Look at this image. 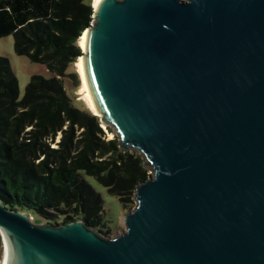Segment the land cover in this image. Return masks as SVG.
I'll return each instance as SVG.
<instances>
[{"label": "water", "instance_id": "water-1", "mask_svg": "<svg viewBox=\"0 0 264 264\" xmlns=\"http://www.w3.org/2000/svg\"><path fill=\"white\" fill-rule=\"evenodd\" d=\"M93 6L95 116L152 172L115 238L0 199L7 264H264V0Z\"/></svg>", "mask_w": 264, "mask_h": 264}, {"label": "trees", "instance_id": "trees-1", "mask_svg": "<svg viewBox=\"0 0 264 264\" xmlns=\"http://www.w3.org/2000/svg\"><path fill=\"white\" fill-rule=\"evenodd\" d=\"M92 17V4L84 0H0V39L13 35L16 53L53 75L33 76L21 99L10 60L0 56V199L35 221L82 220L105 236L111 229L104 201L84 175L127 209L136 204V190L151 170L139 152L123 151L117 140L103 141L100 119L77 107L65 87L64 78H76L68 72L83 55L80 38ZM59 134L54 149L49 141ZM2 254L0 234V259Z\"/></svg>", "mask_w": 264, "mask_h": 264}, {"label": "rangeland", "instance_id": "rangeland-1", "mask_svg": "<svg viewBox=\"0 0 264 264\" xmlns=\"http://www.w3.org/2000/svg\"><path fill=\"white\" fill-rule=\"evenodd\" d=\"M84 2L86 4L89 3L93 4V0H84ZM0 56L6 57L10 60L13 72L19 80L21 99L25 96L26 88L33 76H42L45 78H51L53 76L45 65L33 63L28 57L19 56L16 53L15 38L13 35L0 39ZM76 63L74 64V66H72V68L69 69L68 72L69 74H75L76 78H69V77L64 78L65 87L68 90L69 96L73 99L77 107L84 108L94 115V113L89 109L88 105L86 104V101L83 99V96L81 95L82 78L78 72V69L76 68ZM77 83L80 84V86L78 89H75L74 84L76 85ZM99 119L101 122V127L104 131V134L102 135V140L105 142L117 140L120 143V137L117 130L111 125H105V123L101 121V118ZM81 133L82 130H78L77 136H80ZM61 137L62 135L59 134L55 139V141L53 140L49 141L52 148L54 149L59 148ZM151 172L152 171H150V175ZM84 178L99 194H101L102 199L104 201V209L106 213L105 219L107 225H109L111 229L109 230V232L106 233L105 237L115 238L124 234L127 230L125 217L128 213H131L132 211L135 210L136 204L131 208L125 209L123 204L120 202V200L117 197L111 195L109 191L105 187H103L100 183H98V181L95 178L90 177L88 175H84ZM60 223H62V221ZM2 259H3V254L0 259V264L2 262Z\"/></svg>", "mask_w": 264, "mask_h": 264}, {"label": "bare ground", "instance_id": "bare-ground-1", "mask_svg": "<svg viewBox=\"0 0 264 264\" xmlns=\"http://www.w3.org/2000/svg\"><path fill=\"white\" fill-rule=\"evenodd\" d=\"M103 0H93L94 9L102 2ZM88 30L84 32L82 37L80 38V46L84 52H86L87 47V41H88ZM76 68L78 69V72L82 78V88H81V95L83 96V99L86 101V104L88 105L89 109L94 113V115H97L99 117H102L100 112L98 111L95 102L90 97V85L88 83L87 79V72H86V65H85V58L82 56L79 58L78 62L76 63ZM4 250V249H3ZM7 256L8 251L6 253V250L3 252V259L1 264H7Z\"/></svg>", "mask_w": 264, "mask_h": 264}]
</instances>
